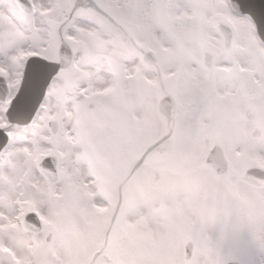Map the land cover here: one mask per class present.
<instances>
[{"label":"snow or ice","instance_id":"snow-or-ice-1","mask_svg":"<svg viewBox=\"0 0 264 264\" xmlns=\"http://www.w3.org/2000/svg\"><path fill=\"white\" fill-rule=\"evenodd\" d=\"M0 264H264V0H0Z\"/></svg>","mask_w":264,"mask_h":264}]
</instances>
